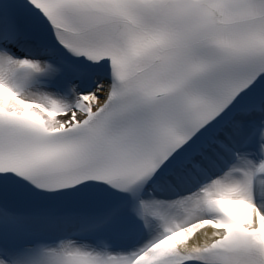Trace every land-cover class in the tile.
<instances>
[{"label":"snow or ice","instance_id":"1","mask_svg":"<svg viewBox=\"0 0 264 264\" xmlns=\"http://www.w3.org/2000/svg\"><path fill=\"white\" fill-rule=\"evenodd\" d=\"M0 264H264V0H0Z\"/></svg>","mask_w":264,"mask_h":264}]
</instances>
